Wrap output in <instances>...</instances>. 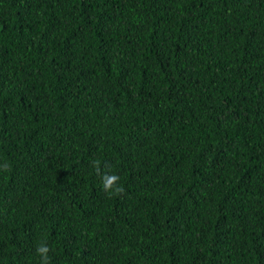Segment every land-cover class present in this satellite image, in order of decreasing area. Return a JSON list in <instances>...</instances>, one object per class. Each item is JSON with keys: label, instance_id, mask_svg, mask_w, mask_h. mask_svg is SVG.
I'll return each mask as SVG.
<instances>
[{"label": "trees", "instance_id": "16d2710c", "mask_svg": "<svg viewBox=\"0 0 264 264\" xmlns=\"http://www.w3.org/2000/svg\"><path fill=\"white\" fill-rule=\"evenodd\" d=\"M42 244L264 264V0H0V264Z\"/></svg>", "mask_w": 264, "mask_h": 264}, {"label": "clouds", "instance_id": "9594fccd", "mask_svg": "<svg viewBox=\"0 0 264 264\" xmlns=\"http://www.w3.org/2000/svg\"><path fill=\"white\" fill-rule=\"evenodd\" d=\"M120 177L116 174H105L104 176L101 177V183L102 187L105 192H108L110 190H114L117 193L123 192L122 187H115L114 185L117 184L119 181ZM49 247L46 244H42L37 247L36 251L37 253L41 256V264H49V258L47 253L49 252Z\"/></svg>", "mask_w": 264, "mask_h": 264}]
</instances>
